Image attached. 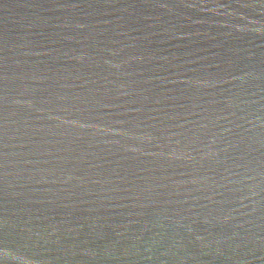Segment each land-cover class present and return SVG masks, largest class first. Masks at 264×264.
Masks as SVG:
<instances>
[{"label": "water", "instance_id": "1", "mask_svg": "<svg viewBox=\"0 0 264 264\" xmlns=\"http://www.w3.org/2000/svg\"><path fill=\"white\" fill-rule=\"evenodd\" d=\"M0 264H264V0H0Z\"/></svg>", "mask_w": 264, "mask_h": 264}]
</instances>
